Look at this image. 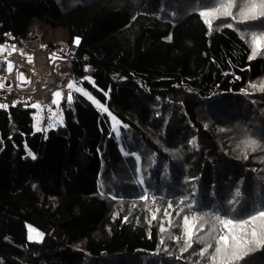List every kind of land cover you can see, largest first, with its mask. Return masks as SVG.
Wrapping results in <instances>:
<instances>
[{
    "label": "trees",
    "instance_id": "obj_1",
    "mask_svg": "<svg viewBox=\"0 0 264 264\" xmlns=\"http://www.w3.org/2000/svg\"><path fill=\"white\" fill-rule=\"evenodd\" d=\"M222 2L0 0V80L6 56L36 41L66 50L59 62L92 97L74 91L48 130L27 92L0 101V264H213L216 240H199L212 217L264 211V54L249 60L245 35L264 23L213 14L210 29L199 13ZM48 29L67 40L48 41ZM180 211L208 214L187 251ZM28 223L42 241L28 239ZM226 231L217 223L214 236Z\"/></svg>",
    "mask_w": 264,
    "mask_h": 264
},
{
    "label": "snow or ice",
    "instance_id": "obj_2",
    "mask_svg": "<svg viewBox=\"0 0 264 264\" xmlns=\"http://www.w3.org/2000/svg\"><path fill=\"white\" fill-rule=\"evenodd\" d=\"M233 9H236V12H233ZM213 14H218L222 17H231L233 21H236L238 24H249V22L253 21H261L264 23V0H224L219 7L212 9L211 11H201L199 15L204 17V22L209 26L211 29L212 27V20L208 19V17L213 16ZM135 19V17H133ZM227 28H233L232 23L225 24ZM245 35L251 36V46L252 51L251 55L249 56V60L255 58L258 55L264 54V30L262 31H245ZM243 38V36H242ZM79 38L76 39L75 43L79 44ZM87 59V58H85ZM11 64H9V70H11ZM87 71V68H85ZM90 79V78H86ZM94 84V81H91ZM68 87L71 89L73 87L72 84H69ZM253 88L256 85H252ZM264 92V87L260 89ZM77 91L81 92L85 97L89 100H92V97L89 95L88 92L83 91L82 89H77ZM55 97L60 98L61 93L57 91ZM107 95V93H105ZM95 103V101H93ZM53 103H57L56 100H53ZM68 103H72V96L69 93L68 96ZM35 107V105H33ZM3 107V105H0ZM97 107H102L101 105L97 104ZM103 111L107 112V108H103ZM109 115H111L109 113ZM115 120V117H112ZM38 131L40 129H37ZM190 143L195 144V139L190 141ZM244 145L250 147L253 151H255L258 144L255 140H245ZM32 159H35V155L31 152L28 153ZM247 159V156H244ZM136 159L139 160V156H136ZM141 183L143 181L141 180ZM237 196L240 195V192L237 191ZM115 199V197H113ZM142 200H147V194L141 196ZM153 202L155 198L153 197ZM183 203V201H181ZM171 208V204L168 206ZM165 215H170L167 211H165ZM179 215V213H177ZM208 214L205 213L204 216H196L192 217L191 221L189 217L185 216L183 218V229L184 235L187 237L186 247L183 251H187L188 248L192 247V238L194 235V230L196 229V223L200 222L201 230L203 229V225L209 223ZM156 219L155 215L152 217ZM128 217H125L124 220L127 221ZM214 221L212 228L207 236L199 237L201 243H204L206 240L215 239L216 240V247L214 253L211 254V260L213 264H233L234 261H242L243 264H250V260L253 257L256 251H264V211H259L256 215L249 217L247 220H241L239 222H234L232 219H223L218 215H214L212 217ZM259 221L260 223L257 224L255 222ZM220 224L223 226L224 229L227 231L225 234L220 235L217 237L214 236L216 232V224ZM171 226V221H169ZM245 226H249L251 231L248 230ZM161 232L165 231L163 227V223L161 224ZM239 230V231H237ZM39 235V233H37ZM31 239V237H29ZM163 243V241H161ZM211 247V244L208 243L207 246L201 251L200 255L203 256L207 249Z\"/></svg>",
    "mask_w": 264,
    "mask_h": 264
},
{
    "label": "rangeland",
    "instance_id": "obj_3",
    "mask_svg": "<svg viewBox=\"0 0 264 264\" xmlns=\"http://www.w3.org/2000/svg\"><path fill=\"white\" fill-rule=\"evenodd\" d=\"M49 37L53 40V41H57V40H62L65 41L67 40V34L63 31V30H52V29H48L46 32V39L49 41ZM51 41V40H50ZM33 49V48H31ZM66 51V50H65ZM61 55V54H60ZM15 55L11 56H6V60H7V71H6V75L3 79L0 80V90H3L5 87L8 90V97L10 100H15L16 96L14 95V90L16 87H22L21 86V82H26L27 80H37V81H42L44 79V81L46 82V87L44 90V85L42 84V82H40L41 84V89H39L38 84L35 85V88L32 92V87L30 88L31 90V97L32 96H38V94H41V97H44L46 100H49L50 103H53V100H56L57 103L56 105L54 104L53 106L51 105H45L46 106V129H50V128H57L61 125H63L64 123V112L62 109H60L61 105L63 104V98L62 95L60 98L55 97V93L57 92V90L53 87V84H50V81L48 80V77L44 78V75H51L52 71L53 72H58V74H67L69 73V71L59 62V60L64 59V56H56L54 58L53 61H55V63H52V61L50 59L47 58L46 62H38V65L36 63H30L28 65L29 68H27V66L25 65H21L19 68L18 66H15V63L18 64V59L15 60L14 58ZM44 57H47V55H45ZM25 59H28L27 56L25 57ZM36 62V60H35ZM44 63V64H43ZM9 64H11V70H9ZM23 69L28 70V73L26 71H24ZM7 82V83H6ZM73 87L71 88V92L73 91H77V89H82L83 91V85L81 83V81L76 80L73 84ZM26 87V86H23ZM50 88V89H49ZM49 89V90H48ZM26 90V89H25ZM48 90V91H46ZM26 92V91H24ZM79 92V91H78ZM33 93V94H32ZM81 93V92H80ZM1 105V104H0ZM211 125V122H210ZM233 133H235L232 130ZM233 133H229L228 131H226L225 137L228 136H233ZM127 171V168L126 170ZM243 188V185H240L238 188V191L241 194V190ZM232 193L231 189L229 188V191L227 192V195L229 196ZM228 196H227V200L228 201ZM256 200V199H253ZM189 202V198L187 199V202L185 201V204H188ZM233 204L232 206L235 207L237 202H235V200H233ZM256 215V213L254 214ZM185 216L181 215V211H180V215H179V221H181L183 223V218ZM194 217V216H192ZM192 217H189V220L191 221ZM173 221H171L172 223ZM174 223V222H173ZM257 224H259L260 222L257 221L255 222ZM165 231H163V233H166L170 227L168 226L167 228L164 226ZM27 236L28 239L29 237H31V239H29L30 241H42L44 239V232L40 229H38L36 226H34L31 223L27 224ZM37 233H39V235H37Z\"/></svg>",
    "mask_w": 264,
    "mask_h": 264
},
{
    "label": "built area",
    "instance_id": "obj_4",
    "mask_svg": "<svg viewBox=\"0 0 264 264\" xmlns=\"http://www.w3.org/2000/svg\"><path fill=\"white\" fill-rule=\"evenodd\" d=\"M28 46H29V50H24V51L17 52V53L13 54V55H15L14 56L15 60L18 59V64L15 63V66H18V68L21 65H25V66H27V68H29L28 65L31 62L36 63L37 65H38V62H44L45 63L47 58L50 59L52 61V63H54V61H53L54 58L56 56H63L62 53L65 52V50H64L62 53H60L61 54L60 55V54L53 53L52 50L45 51V50L41 49L39 43L36 41L30 43ZM31 48H33V49H31ZM45 55H47V57H44ZM26 56L28 59H25ZM35 60H36V62H35ZM23 70L26 71V69H23ZM27 73H28V70H27ZM58 73H59V70H58V72L52 71L51 75H47V77L50 76V77H48V80L50 81V84L51 83L53 84V87L56 90H59L61 92L63 100H68L69 93H71L72 105H73L74 94H73V92H71V89L68 87V85L72 84L74 82V80H75L74 76L71 75L70 73H67V74H58ZM31 82H32V80H30V79L27 80L26 83L21 82L22 87H16L14 90V95L16 97L19 95H22L23 86H30ZM8 99H9L8 91L7 92L0 91V101L5 102ZM36 99L38 102L41 101L42 100L41 94H38V96H36ZM42 111H43V108H39L38 109V115H40V114L42 115L43 114Z\"/></svg>",
    "mask_w": 264,
    "mask_h": 264
},
{
    "label": "crops",
    "instance_id": "obj_5",
    "mask_svg": "<svg viewBox=\"0 0 264 264\" xmlns=\"http://www.w3.org/2000/svg\"><path fill=\"white\" fill-rule=\"evenodd\" d=\"M26 72H27V70H26ZM40 82H42V84L44 85V90H45L46 82H45L44 80H43V81H40ZM40 82L38 81V83H39L38 86L40 85V86H39V89H41V84H40ZM38 86H37V87H38ZM37 87H35V88H37ZM35 88H32V92H33V90H34ZM29 89H30V88H29ZM29 91H30V93H31V90H29ZM29 91H28V92H29ZM32 94H33V93H32ZM43 102H45V105H48V101L45 100V101H43ZM45 124H46V118H45Z\"/></svg>",
    "mask_w": 264,
    "mask_h": 264
},
{
    "label": "clouds",
    "instance_id": "obj_6",
    "mask_svg": "<svg viewBox=\"0 0 264 264\" xmlns=\"http://www.w3.org/2000/svg\"><path fill=\"white\" fill-rule=\"evenodd\" d=\"M46 76H47V75H46ZM74 79H75V78H74ZM75 81H76V80H74V82H75ZM74 82H73V83H74ZM73 83H72V84H73ZM73 93H74V91H73ZM32 99L35 100V101H37L36 97H34V98H32ZM32 99H31V100H32ZM33 100H32V101H33ZM41 101H42V100H41ZM41 101H39V102H41ZM37 102H38V101H37ZM45 112H46V111H45ZM42 115H43V114H42ZM45 118H46V115H45Z\"/></svg>",
    "mask_w": 264,
    "mask_h": 264
}]
</instances>
